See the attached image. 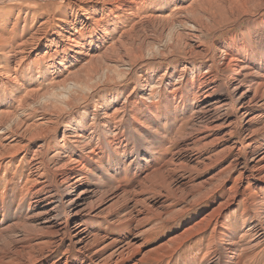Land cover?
Segmentation results:
<instances>
[{"label":"bare ground","instance_id":"1","mask_svg":"<svg viewBox=\"0 0 264 264\" xmlns=\"http://www.w3.org/2000/svg\"><path fill=\"white\" fill-rule=\"evenodd\" d=\"M261 258L264 0H0V264Z\"/></svg>","mask_w":264,"mask_h":264},{"label":"rangeland","instance_id":"2","mask_svg":"<svg viewBox=\"0 0 264 264\" xmlns=\"http://www.w3.org/2000/svg\"><path fill=\"white\" fill-rule=\"evenodd\" d=\"M28 168V165L27 164H25V165H23L21 168H20V170L18 171V173H19V177H24L25 175V173L27 172V169ZM13 172H14V167L12 168V170L11 169H9V168H7L6 169V174H5V177H7V176H10L11 174H13ZM201 176V175H200ZM18 183H19V180H15V182H14V186L16 187L17 185H18ZM23 185V184H22ZM4 188H6V187H4ZM205 205L206 204H203V205H201V206H195V207H193V209L190 211V212H188L185 216H184V218H182L181 219V224H184L185 226L186 225H188V224H191L194 220H197L200 216H202L205 212H206V208H205ZM235 209L236 210H238L239 212L240 211H242V209H243V207L240 205V203L235 207ZM178 222L177 221H174V222H171L170 224H169V228H168V230L170 229V227H176V224H177ZM240 226H241V224H238V228H235V229H240ZM167 229V228H166ZM166 229H162L161 231H159L156 235H155V237H154V239L149 243V246H152V245H156L159 241H160V235H162V231L163 230H166ZM172 232H174L173 230H170V231H168L167 232V235L169 236ZM208 232H206V233H204L202 236H204V239H208ZM167 237V236H166ZM197 244H198V241H197V239H195V240H192L191 241V243H189V245L188 244H186V245H184V247L182 248V250H181V252L184 254V255H189L190 253H192L193 251H194V249H196V247H197ZM207 245V244H206ZM264 261V258H261V262H263Z\"/></svg>","mask_w":264,"mask_h":264}]
</instances>
